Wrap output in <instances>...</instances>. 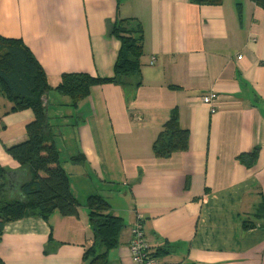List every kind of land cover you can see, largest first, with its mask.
<instances>
[{"label": "crops", "instance_id": "0c3cea01", "mask_svg": "<svg viewBox=\"0 0 264 264\" xmlns=\"http://www.w3.org/2000/svg\"><path fill=\"white\" fill-rule=\"evenodd\" d=\"M121 20L141 28L139 74L90 87L74 108L55 93L54 106L44 101L78 214L6 224L0 264H85L92 195L123 223L108 264H131L138 221L159 264H264V8L250 0H0V37L20 40L53 88L63 74L111 78L120 44L109 31ZM208 94L217 97L213 114L200 100ZM10 109L0 96V166L6 195L18 198L25 171L8 150L27 142L34 115ZM174 110L188 150L157 159L152 145Z\"/></svg>", "mask_w": 264, "mask_h": 264}, {"label": "trees", "instance_id": "16d2710c", "mask_svg": "<svg viewBox=\"0 0 264 264\" xmlns=\"http://www.w3.org/2000/svg\"><path fill=\"white\" fill-rule=\"evenodd\" d=\"M195 1L203 3L209 0ZM250 1L264 8V0ZM131 21H117L110 27L109 35L120 44L111 78L92 77L85 73L63 74L54 88L20 40L0 37V96L11 104V111L30 109L34 115L33 121L26 127L27 142L8 150L10 157L25 171L18 186V198L6 195L9 189L8 172L0 166V237L4 226L11 222L26 218L47 220L53 213L61 217L78 214L80 205L70 190V181L60 162L44 101L47 106H54L51 97L55 93L68 98L69 106L74 108L88 97L90 87L102 84L120 86L123 78L138 75L142 31L137 24L132 27ZM188 145L189 133L180 128L174 110L152 145L153 156L167 159L173 154L187 151ZM256 152L241 155L238 160L251 158ZM70 161H82V156L73 157ZM85 208L93 237L92 247L84 254L85 264H108L107 253L118 245L123 229L122 220L109 213L107 201L99 195L88 197ZM262 214V210L256 213L257 217ZM246 225L243 223V227ZM153 258L156 259V256Z\"/></svg>", "mask_w": 264, "mask_h": 264}, {"label": "built area", "instance_id": "2783aa9c", "mask_svg": "<svg viewBox=\"0 0 264 264\" xmlns=\"http://www.w3.org/2000/svg\"><path fill=\"white\" fill-rule=\"evenodd\" d=\"M154 58L150 60V65L154 63ZM215 94H208L202 97L201 103L209 107L210 113L213 114L216 110L214 104L216 102ZM206 204V201H203ZM131 238L129 242V253L131 264H159L156 259L150 256L149 247L146 242L144 229L140 221L136 222L131 228Z\"/></svg>", "mask_w": 264, "mask_h": 264}, {"label": "rangeland", "instance_id": "374dc122", "mask_svg": "<svg viewBox=\"0 0 264 264\" xmlns=\"http://www.w3.org/2000/svg\"><path fill=\"white\" fill-rule=\"evenodd\" d=\"M60 144H64V142H61ZM66 156H67V154H66ZM71 179L74 181L75 178H71ZM81 186H82V184H81Z\"/></svg>", "mask_w": 264, "mask_h": 264}]
</instances>
